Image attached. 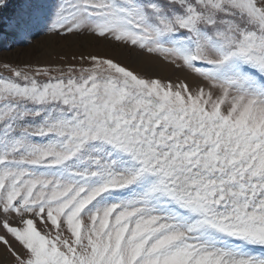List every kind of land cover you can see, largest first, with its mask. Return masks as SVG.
Here are the masks:
<instances>
[{
	"label": "snow or ice",
	"instance_id": "1",
	"mask_svg": "<svg viewBox=\"0 0 264 264\" xmlns=\"http://www.w3.org/2000/svg\"><path fill=\"white\" fill-rule=\"evenodd\" d=\"M7 26L53 58L0 60V264H264V0H24Z\"/></svg>",
	"mask_w": 264,
	"mask_h": 264
},
{
	"label": "rangeland",
	"instance_id": "2",
	"mask_svg": "<svg viewBox=\"0 0 264 264\" xmlns=\"http://www.w3.org/2000/svg\"><path fill=\"white\" fill-rule=\"evenodd\" d=\"M8 2L9 7L0 12V60L23 64L25 62H44L53 58L49 56L50 46L47 43L40 42L35 46L14 43V37L10 34L7 26L8 19L23 7L24 0H8ZM40 39L37 38L38 41ZM58 50L60 55L67 54L66 58L70 60L71 55L79 51H96L97 49L94 46L87 45L86 42L77 41L70 47ZM150 70L168 74L170 69L163 66L157 67V69L151 67Z\"/></svg>",
	"mask_w": 264,
	"mask_h": 264
},
{
	"label": "bare ground",
	"instance_id": "3",
	"mask_svg": "<svg viewBox=\"0 0 264 264\" xmlns=\"http://www.w3.org/2000/svg\"><path fill=\"white\" fill-rule=\"evenodd\" d=\"M157 67H163V65H159V66H152V68L154 69V68H156L157 69ZM169 72H170V70H169Z\"/></svg>",
	"mask_w": 264,
	"mask_h": 264
}]
</instances>
